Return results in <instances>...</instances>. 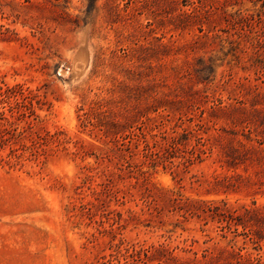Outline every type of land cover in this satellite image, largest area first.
<instances>
[{
  "label": "rangeland",
  "instance_id": "obj_1",
  "mask_svg": "<svg viewBox=\"0 0 264 264\" xmlns=\"http://www.w3.org/2000/svg\"><path fill=\"white\" fill-rule=\"evenodd\" d=\"M263 3L0 0V264H264Z\"/></svg>",
  "mask_w": 264,
  "mask_h": 264
},
{
  "label": "trees",
  "instance_id": "obj_2",
  "mask_svg": "<svg viewBox=\"0 0 264 264\" xmlns=\"http://www.w3.org/2000/svg\"><path fill=\"white\" fill-rule=\"evenodd\" d=\"M263 6H264V3H263ZM2 93H0V95H1ZM17 104H20L21 105V102L20 101H17ZM9 109L11 110V111H13V108H12V105H9ZM0 118H2V119H5V120H7V121H9V119L5 116V111L3 110V111H0ZM12 123V122H11ZM0 126H1V124H0ZM4 129H6V128H4ZM174 138V137H173ZM147 257H148V255H146Z\"/></svg>",
  "mask_w": 264,
  "mask_h": 264
}]
</instances>
